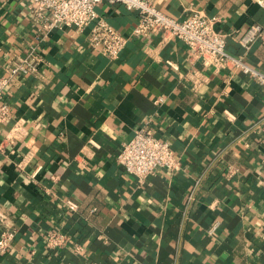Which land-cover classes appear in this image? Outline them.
Segmentation results:
<instances>
[{
  "label": "crops",
  "instance_id": "0c3cea01",
  "mask_svg": "<svg viewBox=\"0 0 264 264\" xmlns=\"http://www.w3.org/2000/svg\"><path fill=\"white\" fill-rule=\"evenodd\" d=\"M156 4L178 19L217 16L227 50L264 72V39L249 51L239 43L252 23L264 27V0ZM96 10L127 39L118 58L90 45V27L40 39L31 0H0V77L31 49L39 57L3 99L0 235L14 238L0 264H264L261 86L180 39L136 35L125 5ZM143 125L181 166L140 182L118 154ZM50 231L67 234L63 247H48Z\"/></svg>",
  "mask_w": 264,
  "mask_h": 264
},
{
  "label": "built area",
  "instance_id": "2783aa9c",
  "mask_svg": "<svg viewBox=\"0 0 264 264\" xmlns=\"http://www.w3.org/2000/svg\"><path fill=\"white\" fill-rule=\"evenodd\" d=\"M102 3L121 4L137 11L138 22L134 27L136 35L161 33L165 38L180 39L189 46L190 53L202 59L206 65H212L216 69L240 70L251 75L264 91V72L248 63L245 55L233 54L227 50V35L215 28L217 16L196 11L184 19H178L161 10L156 0H31L38 37H46L59 27H75L80 30L90 27V45L103 56L111 59L120 57L127 39L98 15L96 7ZM259 39H264V27L259 23H252L239 38V43L245 51H249ZM34 49L11 66L6 75L0 77V124L10 118V104L3 99L13 78L18 74L36 71L39 57ZM118 161L128 174L135 176L140 182H144L159 168L176 170L181 166L171 143L159 139L148 125L139 127L134 136L124 143L118 154ZM71 207L74 208L75 205L72 204ZM13 238L14 232L11 230L0 235V255L9 250ZM66 240L65 233H47L46 243L50 249H60Z\"/></svg>",
  "mask_w": 264,
  "mask_h": 264
}]
</instances>
